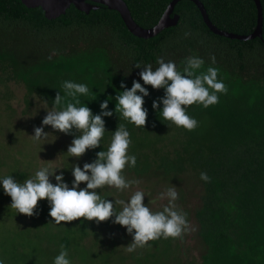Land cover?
<instances>
[{
    "label": "trees",
    "instance_id": "obj_1",
    "mask_svg": "<svg viewBox=\"0 0 264 264\" xmlns=\"http://www.w3.org/2000/svg\"><path fill=\"white\" fill-rule=\"evenodd\" d=\"M124 1L137 24L151 27L171 0ZM200 1L220 29L246 34L255 24L252 1ZM233 1L238 6L247 1L250 22L233 24ZM173 13L179 15L176 25L141 38L127 29L117 11L103 5L87 14L70 5L64 14L48 20L40 7L28 8L21 0H0V64L11 68L12 77L24 85L27 95L39 97L49 107L58 91L65 96L61 107L75 103L62 88L66 80L87 85L88 94H78L76 99L78 106L89 107L94 115L101 114L100 103L108 100L107 110L113 115L102 117L106 131L100 147L84 154L89 163L94 162L97 152L107 150L113 132L122 124L130 133L128 155L136 157L135 167L127 165L129 172H191L196 176L202 187L200 204L194 211L203 249L201 264H264V43L213 33L191 0H179ZM186 32L190 33L187 37ZM189 56L205 62L196 74L210 66L217 68V79L228 88L227 94H218L219 102L208 108L200 104L186 107L187 114L198 121L192 131L164 120L159 112L162 103L159 109L152 108L154 100L164 97V89L144 85L139 76L142 69L135 67L137 63L142 67L151 64L155 70L157 57H163L183 72V62ZM133 80L149 92L143 105L148 113L145 128L136 127L115 112L114 97L124 90L121 83L131 89ZM172 129L179 138L174 144L170 142L172 149H167L164 141ZM73 133L67 135L72 140L80 134L75 129ZM201 172L210 182L200 179ZM5 176L21 183L26 179L25 172L18 170ZM97 192L111 201L106 191ZM10 205L0 210L2 264H54L62 244L70 264H115V249L95 255L85 247L88 220L81 218L52 231L49 225L54 220L44 199L34 209L40 223L11 227L7 221L17 210ZM110 219L102 223L107 225ZM159 239L153 240L152 252L139 253L134 264H165L173 253L171 240Z\"/></svg>",
    "mask_w": 264,
    "mask_h": 264
},
{
    "label": "clouds",
    "instance_id": "obj_2",
    "mask_svg": "<svg viewBox=\"0 0 264 264\" xmlns=\"http://www.w3.org/2000/svg\"><path fill=\"white\" fill-rule=\"evenodd\" d=\"M190 33L186 32L185 37ZM215 64V57H211ZM158 67L153 70L151 64L135 67L142 69L139 72L140 79L144 85H150L153 89H164V97L154 100L152 108L159 109L160 103L163 108L159 110L164 120L171 121L177 127H183L188 131L198 126V121L190 117L186 107L193 104L203 105L208 108L219 102L218 94H227V86L218 77V69L208 67L206 71L197 73L204 65V60L199 57L189 56L183 62V72L177 70L175 62H165L163 57H157ZM62 88L67 97H72L73 102L64 104L65 96L58 91L53 106L47 109L46 116L42 120L41 127L34 128L32 139L36 142L46 140L48 133L43 126H51L54 131L65 135H74L73 129L79 132L75 135L71 144L68 145L67 153L71 157L80 158L87 150L100 147L103 139L105 122L103 116H112L113 112L108 111V100L100 103L101 114L94 115L87 106L80 105L77 95H87L89 88L82 83L63 81ZM123 91H119L114 97L116 101L115 112L134 124L136 127H144L147 120V109L143 107L144 97L149 95L148 90L136 80H133L131 89L122 82L120 85ZM140 93L141 95H138ZM131 144L130 133L124 125H118L113 132L111 142L106 151L96 153V159L92 163H84L83 168L79 164H73L72 176L74 177L71 187L64 181L63 173L56 174V169L49 166L41 167L35 174L25 179L22 183L16 181L12 176L0 177L5 195L11 197L10 207L17 210L19 214L32 217L37 213L40 200L46 199L49 204V216L57 225L61 222H72L80 218L88 221L95 220L97 223L112 221L127 229L132 235L133 241L126 246V251L131 253L137 248H143L149 241L161 237L179 238L190 230L187 221V214L177 210L175 201L178 193L175 187H170L166 192L160 194V198H168V204L163 211L152 212L144 204L145 194L143 191H134L127 201L116 200L115 204L106 198H102L97 189L105 186L114 187L119 191L138 185V180H126L122 171L126 165L135 167V155H128V148ZM50 177H54L53 184ZM200 179L210 182V177L201 172ZM84 183L86 187L81 188ZM120 205L117 212L115 205ZM61 251L55 257L54 264H70L68 252L65 245L60 246ZM2 264V262H0Z\"/></svg>",
    "mask_w": 264,
    "mask_h": 264
},
{
    "label": "rangeland",
    "instance_id": "obj_3",
    "mask_svg": "<svg viewBox=\"0 0 264 264\" xmlns=\"http://www.w3.org/2000/svg\"><path fill=\"white\" fill-rule=\"evenodd\" d=\"M50 108L39 97L27 95L24 85L12 77L11 68L0 64V177L18 170L25 172L27 179L41 167L49 166L56 169L57 175L62 172L64 181L71 187L74 179L71 169L73 164H79L83 168L84 163H89L85 155L78 159L71 157L67 153V148L72 139L59 131H54L51 126H43L44 131L48 133L46 140L36 142L32 139L34 128L42 126V120L47 114L46 110ZM175 131L170 130L168 138L166 137L164 141L167 149H172L174 141L179 138ZM171 141L173 144H170ZM122 175L126 180H138L140 183L124 191L108 186L100 189L106 191L111 201L114 202L116 200L127 201L134 191H143L144 204L152 212L163 211L169 201L167 197L161 199L160 194L170 187H175L178 193V199L175 201L177 210L187 214L190 230L179 238L170 237L173 253L169 255V260L165 261V264H201L203 249L197 236V224L194 218V211L200 204L202 192L197 177L191 172L166 175L156 170L145 175H135L128 171L127 165ZM50 180L53 184L56 183L54 177H50ZM80 187L84 188L86 184L82 183ZM11 203V197L5 195L2 184H0V210ZM116 206L118 212L120 205L116 204ZM80 219L72 222L78 223ZM114 219L115 216L107 225L102 222L97 223L95 220L88 221V235L83 242L85 247L95 255L115 249V264H134V258L139 253L152 252L153 240L143 248H137L131 253L127 252L126 246L133 241V237L127 233L125 227L114 224L112 222ZM38 222H41L38 214L28 217L18 212L15 217L7 221L8 226L20 228ZM72 222H61L57 225L53 221L49 226L52 231H56L57 226L65 227ZM3 230L4 228H0V236L4 233ZM154 248L156 249V246ZM116 255L118 258H115ZM93 260H98V258L93 257Z\"/></svg>",
    "mask_w": 264,
    "mask_h": 264
},
{
    "label": "water",
    "instance_id": "obj_4",
    "mask_svg": "<svg viewBox=\"0 0 264 264\" xmlns=\"http://www.w3.org/2000/svg\"><path fill=\"white\" fill-rule=\"evenodd\" d=\"M178 1L179 0H171L167 4L157 23L151 27H143L137 24L124 0H21V3L28 8L40 7L45 18L48 20L55 19L64 14L70 5H73L76 9L86 14L89 13L90 10L97 9L99 5H103L109 9L117 11L125 26L133 35L141 38H149L159 33L162 29L177 24L179 15L177 13H173V10L174 5ZM191 1L197 6L203 22L213 33L240 40H248L256 36H261L262 15L259 0H254L257 7V23L253 32L248 35L234 34L218 28L209 19L203 3L200 0Z\"/></svg>",
    "mask_w": 264,
    "mask_h": 264
},
{
    "label": "flooded vegetation",
    "instance_id": "obj_5",
    "mask_svg": "<svg viewBox=\"0 0 264 264\" xmlns=\"http://www.w3.org/2000/svg\"><path fill=\"white\" fill-rule=\"evenodd\" d=\"M241 1L242 0H240V2ZM247 1H249V2L252 1L253 5L255 7V17H254L255 24L252 25L253 27H252L251 31L248 32V33H246V34L234 33V32H231V33L239 34V35H248V34H250V33L253 32V30H254V28L256 26V23H257V7H256V4H255V1L254 0H247ZM247 1H245L244 2V5H241V6H238V4L236 3V1H233L232 21H233V24L234 25H237L238 22H241L239 20H242L244 23L251 21V15L248 12V10H250V9L246 6ZM259 2H260V6H261V15H262L261 36H256V37L252 38L251 40L257 39L261 43H264V5H263L262 0H259ZM232 39H237V38H232Z\"/></svg>",
    "mask_w": 264,
    "mask_h": 264
}]
</instances>
